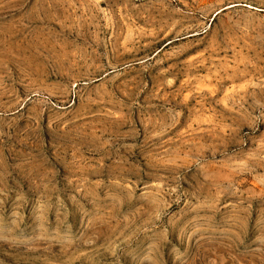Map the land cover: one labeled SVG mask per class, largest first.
I'll return each mask as SVG.
<instances>
[{
  "label": "rangeland",
  "instance_id": "374dc122",
  "mask_svg": "<svg viewBox=\"0 0 264 264\" xmlns=\"http://www.w3.org/2000/svg\"><path fill=\"white\" fill-rule=\"evenodd\" d=\"M0 264H264V0H0Z\"/></svg>",
  "mask_w": 264,
  "mask_h": 264
}]
</instances>
